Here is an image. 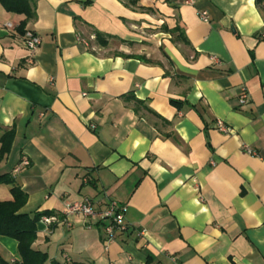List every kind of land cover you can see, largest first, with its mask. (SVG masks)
I'll return each instance as SVG.
<instances>
[{
  "label": "crops",
  "instance_id": "crops-1",
  "mask_svg": "<svg viewBox=\"0 0 264 264\" xmlns=\"http://www.w3.org/2000/svg\"><path fill=\"white\" fill-rule=\"evenodd\" d=\"M30 1V19L0 3V135L15 130L0 174L27 193L21 213L57 217L37 225L46 264H264L255 0ZM23 22L41 38L36 50ZM176 26L188 43L173 40ZM12 197L1 184L0 200ZM85 197L97 210L124 206L128 229L107 245L103 222H64L66 205ZM0 256L22 264L11 237L0 236Z\"/></svg>",
  "mask_w": 264,
  "mask_h": 264
},
{
  "label": "trees",
  "instance_id": "trees-1",
  "mask_svg": "<svg viewBox=\"0 0 264 264\" xmlns=\"http://www.w3.org/2000/svg\"><path fill=\"white\" fill-rule=\"evenodd\" d=\"M127 6H137L139 0H123ZM258 9L264 12V0H255ZM0 3L10 12L24 14L26 19L33 18L35 11L30 0H0ZM25 22L20 26L21 32ZM180 32L174 36L175 42L189 41L181 31L179 26L170 29L172 34ZM96 41L106 46L108 45L107 37L100 31H94ZM127 56V55H126ZM129 56V55H128ZM177 104L176 102H174ZM15 138L14 128L5 129L0 135V164L11 152L13 141ZM7 184L11 187L12 199L0 200V236L11 237L18 242V252L21 257L22 264H46L49 256L46 252L36 250L33 243L37 239L38 223L44 215L51 212H35L33 214L21 213V208L27 202V193L19 186L12 175L0 174V185ZM0 264H9L0 256Z\"/></svg>",
  "mask_w": 264,
  "mask_h": 264
},
{
  "label": "built area",
  "instance_id": "built-area-1",
  "mask_svg": "<svg viewBox=\"0 0 264 264\" xmlns=\"http://www.w3.org/2000/svg\"><path fill=\"white\" fill-rule=\"evenodd\" d=\"M193 1V0H188ZM200 16L203 20H208V13L203 11L200 13ZM7 27L13 28L14 25L12 23H7ZM24 41L27 47L30 50H36L41 44V38L38 34L31 30H26L23 34ZM261 38L264 40V32L261 34ZM248 92L245 87L242 88L241 95L239 97V101L241 104H245L247 102ZM216 126L220 131L225 133H230L231 128L226 125L222 120H218L216 122ZM248 152H253L248 149ZM30 162L28 159H23L22 162L15 168V172L21 170L23 166L29 165ZM125 207L118 205L116 202H109L103 209L97 210L92 199L85 197L81 201H75L69 203L65 207L64 211V222L68 225L72 224L71 216H79L83 218L89 219L87 226H92V220L96 219L98 222H103L105 231L107 234V245L113 242L118 233L124 232L128 229V223L125 217ZM57 217L54 215L51 216H43L41 221L47 224H51L57 221Z\"/></svg>",
  "mask_w": 264,
  "mask_h": 264
}]
</instances>
